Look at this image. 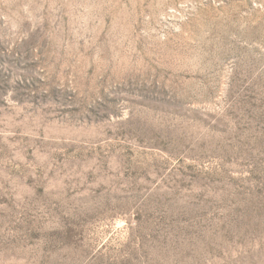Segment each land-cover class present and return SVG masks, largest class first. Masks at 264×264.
<instances>
[{"label": "rangeland", "instance_id": "1", "mask_svg": "<svg viewBox=\"0 0 264 264\" xmlns=\"http://www.w3.org/2000/svg\"><path fill=\"white\" fill-rule=\"evenodd\" d=\"M0 264H264V0H0Z\"/></svg>", "mask_w": 264, "mask_h": 264}]
</instances>
